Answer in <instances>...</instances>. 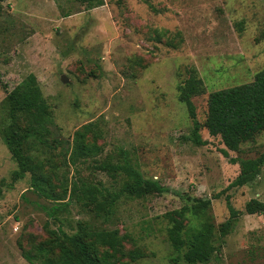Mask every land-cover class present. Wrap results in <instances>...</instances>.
<instances>
[{"label": "rangeland", "instance_id": "1", "mask_svg": "<svg viewBox=\"0 0 264 264\" xmlns=\"http://www.w3.org/2000/svg\"><path fill=\"white\" fill-rule=\"evenodd\" d=\"M262 68L264 0L5 1L0 128L9 122L7 95L29 75L50 120L26 149L35 171L15 182L18 166L0 135V264H37L25 253L51 247L80 224L116 230L125 250L144 254L120 264H186L167 239V217L196 200H210L215 252L208 264H264V213H242L250 199L264 202V164L252 182L231 186L240 162L264 153V133L225 156L204 125L210 93L250 83ZM186 101L204 146L192 142ZM85 125L91 132L83 142L97 153L73 157L75 133ZM127 166L150 188L96 214L87 188L109 202L134 184ZM226 197L241 212L236 219Z\"/></svg>", "mask_w": 264, "mask_h": 264}, {"label": "trees", "instance_id": "2", "mask_svg": "<svg viewBox=\"0 0 264 264\" xmlns=\"http://www.w3.org/2000/svg\"><path fill=\"white\" fill-rule=\"evenodd\" d=\"M5 1L7 0H0V15ZM85 1L92 7L102 5V0ZM186 106L192 120V142L204 146L205 142L199 135L200 125L196 121L194 108L189 101H186ZM5 110L9 122L0 128V135L18 166L12 174V180L15 182L22 179L25 173L35 171V167L30 164L29 156L25 154L26 149L31 139H36L37 134L47 130L46 126L50 120L48 107L33 75L27 76L19 87L7 95ZM22 122H25L26 127L21 124ZM204 125L210 136L219 137L225 148L222 150L225 156L228 155V151L239 152L242 145L254 141L258 135L264 133V68L254 75L250 83L210 93ZM89 132L90 125H85L81 131L75 133L73 157H88L97 153L94 145H86L83 142V138ZM263 164L264 153L255 159L241 161L239 174L231 186L241 187L252 182ZM100 169L110 171L113 168L102 165ZM122 169L134 184L132 186L126 184L119 194L110 196L109 202L95 187L87 188V198L94 206L96 214L110 213L111 206L121 195L138 196L139 189L144 185L150 188L148 182L141 181L137 171L129 166ZM33 181V185L39 189L38 179ZM153 189L157 192L162 191L156 186ZM98 195L102 197V201L98 200ZM226 205L230 219H236L241 212L230 206L228 197ZM209 208L210 200H196L195 204L174 211L167 217L171 224L167 230V239L174 250L182 252L186 264H208L213 257L214 225L208 212ZM242 213L263 214L264 202L250 199L245 203ZM184 221H187V224ZM225 225H228V222ZM226 232L227 229H224L221 236ZM122 241L123 237L119 236L116 230H97L89 225L80 224L72 234L61 232L51 247L38 246L35 254L26 252L25 259L37 264H120V260L124 258L135 262L144 257L138 248L125 250Z\"/></svg>", "mask_w": 264, "mask_h": 264}]
</instances>
